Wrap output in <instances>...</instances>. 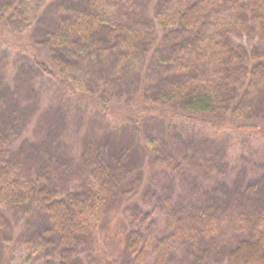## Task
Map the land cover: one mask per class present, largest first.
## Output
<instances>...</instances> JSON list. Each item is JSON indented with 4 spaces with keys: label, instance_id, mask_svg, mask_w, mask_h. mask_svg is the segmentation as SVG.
Returning a JSON list of instances; mask_svg holds the SVG:
<instances>
[{
    "label": "trees",
    "instance_id": "obj_1",
    "mask_svg": "<svg viewBox=\"0 0 264 264\" xmlns=\"http://www.w3.org/2000/svg\"><path fill=\"white\" fill-rule=\"evenodd\" d=\"M53 1L31 5L30 0H0L1 40L2 31L15 22L29 25L35 7L34 14L44 8L51 10L52 26L45 35L53 54L52 66L41 52L30 54L32 67L41 77L70 79L74 72L71 65L82 56L81 50L115 51L119 62L139 53L151 57L152 51H159L155 42L161 33L164 40L160 43L168 48V55L157 58L160 77L169 82V101L179 103L192 123L201 116L238 122L244 99L251 91L256 94L264 90V0H185L176 10L165 6L172 0H154L155 17H141L138 23L132 22L136 16L133 8L141 0H114L112 7L111 0ZM229 7L233 15L228 13ZM3 69L0 235L13 218L21 227L16 228L19 236L36 251L32 264H95L98 228L119 216L124 227L119 255L107 264H176L172 255L175 257L183 247L186 257L193 258L214 222L207 213L170 210L172 237L155 239L148 213L135 204L126 207L129 196L141 192L142 176L134 162L135 154L123 144L85 142L76 159L64 164L66 170H73L75 184L64 179L62 155L53 137L41 142L38 156L27 152L25 146L14 151V144L30 123V114L21 109L18 94L7 87ZM106 104L102 99L100 106ZM200 122L206 126L212 123ZM237 126L233 128L236 131L245 129ZM252 126L245 127L258 129L256 124ZM252 183L247 186V196L258 195L264 178ZM241 187L237 183L229 190L237 205ZM260 225L256 223L249 237L239 238L223 252L209 241L207 252L200 251L195 261L204 264L207 253L213 251L216 257L224 255L227 264H264V231ZM29 226H33L31 230ZM238 228L243 230L241 225ZM3 243L5 239H0V246Z\"/></svg>",
    "mask_w": 264,
    "mask_h": 264
},
{
    "label": "rangeland",
    "instance_id": "obj_2",
    "mask_svg": "<svg viewBox=\"0 0 264 264\" xmlns=\"http://www.w3.org/2000/svg\"><path fill=\"white\" fill-rule=\"evenodd\" d=\"M30 1L33 5L42 0ZM153 1L141 0L133 8L136 16L132 22L138 23L141 17L153 19ZM183 2L172 0L165 6L176 10ZM114 4L111 0V7ZM231 8L227 11L233 15ZM34 12L29 15V25L23 26L19 20L4 29L0 39V68H4L7 87L18 94L21 109L30 114V123L14 144V151L25 146L27 152L38 156L41 142L53 137L62 155L64 179L75 184L73 170H66L64 164L76 159L85 142L126 146L135 154L134 162L142 176L141 192L130 195L126 207L135 204L148 213L155 239L172 237L170 210L207 213L214 222L207 239L198 243L193 258L186 257L185 247L175 257L172 255L176 264H198L195 257L200 251L207 252L209 241L223 252L239 238L249 237L256 223L262 224L260 229L264 231V188L258 195L245 193L248 185L264 178V90L256 94L251 91L244 99L239 123L207 116L192 123L179 103L169 101V82L160 77L157 58L168 55V48L160 43L164 40L161 33L155 42L159 53L152 51L151 57L139 53L119 62L115 51L81 50L82 56L71 65L74 72L70 79L60 75L56 79L41 77L32 67L30 54L41 52L52 66L53 54L45 32L52 26L53 15L49 8ZM79 98L88 101L87 106ZM102 99L107 101L106 107L100 106ZM202 120L212 123L206 126ZM237 124L245 129L234 130ZM252 124L258 129L245 127ZM237 183L242 186L239 205L229 192ZM121 218H112L107 226L98 228L95 264L118 258L124 229ZM14 222L9 219V227H4L0 235L6 241L0 246V264H32L36 251L19 236L16 228L21 227ZM223 256L216 257L210 251L204 264H227Z\"/></svg>",
    "mask_w": 264,
    "mask_h": 264
}]
</instances>
